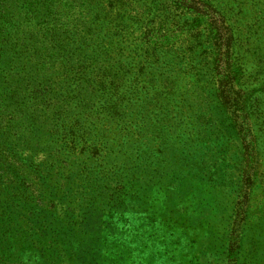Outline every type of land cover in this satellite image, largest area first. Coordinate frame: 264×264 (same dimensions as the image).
<instances>
[{
    "label": "rangeland",
    "instance_id": "rangeland-1",
    "mask_svg": "<svg viewBox=\"0 0 264 264\" xmlns=\"http://www.w3.org/2000/svg\"><path fill=\"white\" fill-rule=\"evenodd\" d=\"M0 264H264V0H0Z\"/></svg>",
    "mask_w": 264,
    "mask_h": 264
}]
</instances>
